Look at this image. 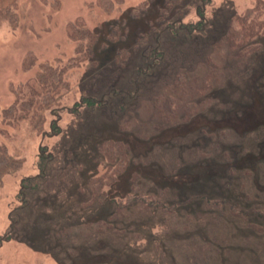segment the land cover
Segmentation results:
<instances>
[{
	"label": "rangeland",
	"instance_id": "rangeland-1",
	"mask_svg": "<svg viewBox=\"0 0 264 264\" xmlns=\"http://www.w3.org/2000/svg\"><path fill=\"white\" fill-rule=\"evenodd\" d=\"M95 1L20 0L17 27L0 24L1 107L14 101L13 88L29 77L23 63L30 54L38 62L71 55L70 22L81 18L90 27L106 22L108 28L109 23L127 26V38H112L94 62L71 73L59 135L44 138L34 122H0V145L22 161L0 187V264H264V218L259 213L264 212V34L256 39L260 50L244 60L231 54L226 40L220 41L233 17L257 0H212L207 7L210 32L194 41L163 33L157 78L143 83L134 100L127 95L138 89V66L144 67L142 56L155 46L153 36L140 45L135 41L150 25L160 30L157 20L167 0H124L112 13ZM144 3L148 10L133 17ZM197 4L199 0H183L167 19L195 22ZM237 24L235 20L233 27ZM216 42L221 43L214 47ZM123 48L129 50L125 62V56H118ZM198 61L206 63L198 67ZM195 71H211L218 81L192 113L185 116L180 110L177 118L163 121L156 94L183 72ZM121 92V99H111L117 107L120 102L125 106L118 115L68 112L84 94L100 98ZM111 138L129 146V167L111 195H152L179 206L176 213L144 212L133 204L112 219L114 227L100 230L87 224L86 219L94 220L91 212L96 222L115 213V205L107 204L104 211L87 205L89 182L107 168L101 143ZM41 144L56 159L37 189L19 195L24 179L38 174ZM237 209L255 225L235 214Z\"/></svg>",
	"mask_w": 264,
	"mask_h": 264
},
{
	"label": "trees",
	"instance_id": "trees-1",
	"mask_svg": "<svg viewBox=\"0 0 264 264\" xmlns=\"http://www.w3.org/2000/svg\"><path fill=\"white\" fill-rule=\"evenodd\" d=\"M182 1L167 0L164 7L160 8L163 14L157 20L161 24L160 30L154 31L150 25L136 39L135 44L138 42L137 44L140 45L145 43L149 36H153L155 46L152 50L150 49L145 58L142 56V59H145V64H143L144 67L138 66L137 77L134 80L136 81L134 85L138 89L133 96L127 95L128 100L137 99L141 91V85L143 83L146 85L150 84V81L156 77V71L163 60L164 52L159 45V38L163 33H170L173 36L184 35L189 40L194 41L195 38L204 36V33L208 31L210 32V20L207 17V7L211 4L212 0H199V4L196 6L197 19L195 22H184V20L179 19L172 21L171 18L167 19L175 5H178ZM19 3L20 0H0V24L9 22L13 28L17 27L19 22ZM93 3L105 12L112 13L114 10L121 8L124 0H96ZM144 5V7L139 6L133 10V17H137V15L148 10V8L146 10L148 4L144 3ZM233 20L229 31L220 37V41H227L228 48L233 56L235 55L242 60L252 57L260 50L261 44L256 39L264 34V0H257L252 6L247 7L243 13L236 14ZM235 20L238 22L237 27H233ZM112 24L114 23H109V28L107 22L100 26L90 27L86 21L77 18L70 22L68 28V39L73 45L71 55L55 58L53 61L41 60V62H38L36 55L30 54L29 58L24 61L23 68L26 72L30 71L31 73H29V77L25 81L20 82L15 89L13 88L14 101L7 107L0 106V122H8V126L19 125L23 122H31L33 124L34 122V126L39 129L40 133L43 132L44 138L59 135L61 129L58 122L61 120L63 112L67 110L64 100L71 92V73L89 61L94 62V55L102 49L101 46L107 47L109 43H112L114 41L112 38H127V26L125 22L123 23L124 25H121L119 22L118 26L114 27L111 26ZM117 28L122 30V34ZM219 43L221 42L214 43V47ZM127 50L123 48L122 52L118 54V56H125L124 62L129 57L127 56ZM201 63L203 62L198 61L195 65L198 67L200 65L204 66L206 62L204 64ZM207 66L204 68L207 69ZM196 71L193 74L183 72L170 82L171 85L164 86L159 90L160 93L158 95L156 94L155 100L160 102L158 106L156 105V109L158 108L159 116L161 115L163 121L177 118L180 110L185 113V116L192 113L197 105L202 103V99L213 89V85L218 81V76L211 71L203 75L196 73ZM123 93L125 92L120 93L121 97L118 94L113 95V93H109L103 94L100 98H96L95 95L84 94L78 99L77 106L70 108L68 112L79 115L81 109H89L98 113L118 115L119 111L126 110L125 106L120 102L117 107L116 104L112 103L111 99L115 101L119 100L124 96ZM165 106L170 110L166 111ZM189 118H185V120ZM170 123L172 122L170 121ZM170 123L167 122L166 124ZM45 125H48V130H44ZM128 147L126 141L118 138L106 139L101 143L100 151L104 162H107V168L104 172L94 176L89 182L91 201L87 205H95L96 211H104V208L108 206L107 204L115 205V213L112 216L108 214L104 219L100 218L97 222L95 221V216H93L95 213H90V217L94 220L93 222H89L86 219L87 224L97 226L100 230L111 226L114 227L112 219L122 216L123 214L121 212L124 213L133 204H138L140 210L144 212L153 211L169 215L176 213L179 209V206L169 205L162 201L161 198H156L152 195L128 194L124 199L111 195V190L129 167ZM38 158L36 164L38 174L34 177L24 179L19 195L23 194L24 189H29L30 191L37 189L40 186L39 181L42 182L47 178L46 171L48 165L56 159L48 147L43 144L39 147ZM21 167L22 161L10 155L6 146L0 145V187L7 174L16 172ZM36 180L38 182L35 183L34 181ZM33 184L35 185L31 186ZM215 206H221V204ZM231 210L233 212L234 205H232ZM237 210L238 212H234L235 214L243 216L242 218L244 220L245 218L248 219L247 213H243L240 209ZM259 213L264 218V212L261 211ZM245 221L250 223V225H255L251 221L249 222V220ZM256 226L259 225L256 224ZM10 234L11 229L6 233L4 240L9 238Z\"/></svg>",
	"mask_w": 264,
	"mask_h": 264
}]
</instances>
